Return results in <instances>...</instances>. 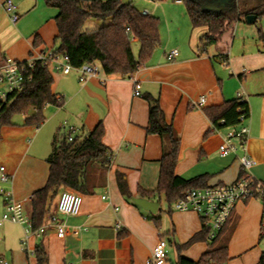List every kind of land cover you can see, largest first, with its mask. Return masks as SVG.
I'll list each match as a JSON object with an SVG mask.
<instances>
[{
	"label": "crops",
	"instance_id": "obj_1",
	"mask_svg": "<svg viewBox=\"0 0 264 264\" xmlns=\"http://www.w3.org/2000/svg\"><path fill=\"white\" fill-rule=\"evenodd\" d=\"M5 1L0 0V64L7 58L26 61L34 54L58 48L55 21L58 10L49 7L47 0H13L19 16L16 24L4 10ZM149 1L141 12L160 20L161 45L149 65L133 79L108 77L101 72L81 83L76 71L69 75L52 73V92L63 104L46 107V121L36 132L28 126L23 131L33 137L29 151L34 154H25L6 168L11 177L7 190L30 214L32 195L48 179L46 159L52 150L51 139L65 122L81 138L102 123L103 144L113 160L108 170L97 171L93 192L81 195L78 216L58 215L66 225L64 238H58L49 218L57 213L59 198L66 189L59 192L50 206L42 225L47 226L45 234L39 238L31 235L25 250L21 226L12 224L14 229L0 232L4 250L0 260L6 264H37L32 255L37 246L43 247L47 264H146L162 238L168 244L165 264L177 263V247L202 231L200 218L192 212L169 208L164 196L156 195L147 199L159 204L155 216L160 218V224L156 226L151 214L135 205L133 199L131 202L121 195L116 179L117 172L125 175L133 198H142L138 191L151 193L158 187L167 146L159 136L147 132V96L158 100L166 123L172 125L180 139L176 175L184 180L206 177L208 187L232 184L240 178L242 167L238 157L242 151L237 156H219V146L229 129L215 131L204 110L235 100L240 93L250 109V118L245 123L249 127L247 151L253 161L250 175L264 183V51L260 50V44L254 40L250 52L244 44L242 55L236 60L235 44L231 59L222 44L211 46L206 55H199V39L205 30L192 28L184 5L177 0ZM100 26V22L91 20L86 29ZM132 42L137 46L133 49L134 56L138 57L140 46L136 40ZM172 50H178L179 56L169 62L166 55ZM221 50L228 54L227 62L218 57ZM135 80L142 86L141 97L133 96ZM201 97L206 99L205 105L194 108L193 103ZM263 213V204L258 200L236 206L218 240L228 248L229 260L224 264H259L264 253ZM117 225H121L119 232L115 229ZM207 250L208 244L200 242L181 255L198 261Z\"/></svg>",
	"mask_w": 264,
	"mask_h": 264
},
{
	"label": "trees",
	"instance_id": "obj_2",
	"mask_svg": "<svg viewBox=\"0 0 264 264\" xmlns=\"http://www.w3.org/2000/svg\"><path fill=\"white\" fill-rule=\"evenodd\" d=\"M164 3L169 0H151ZM176 1V0H172ZM184 5L193 29L205 32L200 36L198 53L206 55L211 46H219L226 34L232 33L238 23L244 22L249 16L258 20L264 18V0H233L232 3L220 7L213 4L214 0H180ZM122 0H47V5L58 10L55 18L58 36L56 51L70 58L71 65L79 68L85 64L98 63L102 72L108 76L122 79H133L135 74L146 68L160 48V20L151 15H143L131 1L120 7ZM94 20L101 23L96 29L87 30L86 25ZM140 46L138 57L134 56L132 40ZM264 40V35L260 36ZM218 57L228 61V54L220 51ZM54 79L52 73L38 64L32 72V80L25 89L9 97L3 107L0 118V141L2 129L13 125L16 115L26 117L25 126L40 128L46 121L44 111L48 106L61 107L63 101L52 92ZM149 121L147 132L159 136L166 143V152L161 160L158 187L154 192L138 191L143 199L164 196L171 208L182 193L196 188H205L206 177L184 180L175 173L179 157L180 139L171 124L166 123L158 100L147 96ZM213 129L237 128L241 125L240 116L250 118L248 102L239 100L226 101L217 107L204 110ZM104 127L99 123L85 138L74 137L68 141L65 133L59 132L52 140V150L46 163L49 175L45 186L32 195L30 218L33 229L37 230L44 224L50 213V206L62 189L70 190L79 195L93 192V184L98 170H108L113 156L103 144ZM245 173L242 170L241 177ZM121 195L132 202L125 175L116 173ZM150 219L156 226L160 218L152 215ZM218 235L209 240V231L205 228L194 235L186 244L178 246L179 253L176 264H224L229 260L228 248L219 244ZM264 231L262 232V237ZM204 242L208 250L198 261L189 260L181 255L194 244ZM37 264H47V256L42 246L34 252ZM259 264H264V253Z\"/></svg>",
	"mask_w": 264,
	"mask_h": 264
},
{
	"label": "built area",
	"instance_id": "obj_3",
	"mask_svg": "<svg viewBox=\"0 0 264 264\" xmlns=\"http://www.w3.org/2000/svg\"><path fill=\"white\" fill-rule=\"evenodd\" d=\"M177 3L182 4V1L177 0ZM4 10L13 24L19 21L17 5L13 0L5 1ZM178 56V50H172L166 55V58L170 62ZM38 64L46 67L51 73L56 74L69 75L72 71H76L79 73V81L81 83L99 76L102 72V68L98 63L85 64L79 68H75L71 65L70 58L67 55L58 53L56 50H47L34 54L26 61L7 58L0 64V118L3 107L9 97L25 89L26 85L31 82L32 72ZM141 91V84L135 80L133 96L141 97ZM236 99L240 102L246 101L240 93L237 94ZM205 103L206 99L201 97L199 101L193 103V107L198 108L205 105ZM248 120L246 115L240 116L241 125L237 129H229L218 149L221 158H227L231 155L237 156L241 150L242 155L238 159L245 175L232 184L187 190L182 193L181 197L173 205L174 210L178 212L195 213L200 218L202 227L209 231V240H214L224 230L239 203L258 200L263 204L264 208V183L254 179L250 175L253 161L248 154L246 146L249 127L245 123ZM61 129L67 134L68 141H73L76 134L75 128L65 122L61 126ZM0 182L3 184L11 182V177L7 174L4 167H0ZM1 193L4 196L5 212L0 220V228L4 223L21 226L25 233L23 242V250H25L29 237L31 235L38 238L41 237L45 234L47 226L34 230L30 215L14 199L12 192L1 190ZM103 199H107V197ZM81 206V195L70 190H65L61 194L57 205V213L49 218V225L55 228L58 238L62 239L66 235L65 222L60 220L58 215L66 218L76 217L80 213ZM261 226L263 232L264 213ZM115 229L119 232L121 225H117ZM167 260L168 244L162 238L156 244L146 264H165ZM0 264L6 263L0 260Z\"/></svg>",
	"mask_w": 264,
	"mask_h": 264
},
{
	"label": "rangeland",
	"instance_id": "obj_4",
	"mask_svg": "<svg viewBox=\"0 0 264 264\" xmlns=\"http://www.w3.org/2000/svg\"><path fill=\"white\" fill-rule=\"evenodd\" d=\"M102 1H107V0H102ZM132 2L133 5L138 10L142 11L144 4L149 3L150 1L133 0ZM262 34L264 35V18L258 20L255 25L247 24L245 19L243 23H238L235 26V29L232 33L230 32L224 36V38L227 39V42L226 44H224L225 39L223 38V42H222L223 50L226 49L231 59V51L233 45L235 44L233 59L236 60V57L240 58V56L242 55L244 44H246V47L250 52L251 44L255 40V42H258L260 44L261 47L260 50L264 51V40L260 39V36ZM137 45H139L138 42ZM136 47H137L136 44L132 42V49ZM226 70L228 71V67ZM31 112L32 111H30L28 116L26 117L31 116ZM26 117L22 115H16L12 119L13 125L11 127H5L2 129V140L0 142V167H4L5 169L12 167L14 164H16L19 161V159L22 156L24 157L25 154H30V156H33L34 152L29 151V147H31L29 141L30 140L33 141V137L30 135L23 134V131L25 129H29L26 128L27 126H25L24 124ZM33 129L32 130L36 132L35 130H37V128L34 127ZM60 132L64 133V130L61 129ZM53 138L51 139V145ZM1 190L7 191V184H3L0 182V220L2 219L3 214L5 212V201H4V196L1 193ZM13 227L15 226H12V224L10 223H4L0 228V232H2L3 230L9 232V230L14 229ZM3 253H4L3 244L0 243V255Z\"/></svg>",
	"mask_w": 264,
	"mask_h": 264
},
{
	"label": "water",
	"instance_id": "obj_5",
	"mask_svg": "<svg viewBox=\"0 0 264 264\" xmlns=\"http://www.w3.org/2000/svg\"><path fill=\"white\" fill-rule=\"evenodd\" d=\"M131 1L132 0H122V4L120 7L122 8L123 6L130 4ZM232 2L233 0H214L213 4L224 7ZM257 21L258 19L256 16H249L246 18V23L249 25H255ZM133 202L135 205L139 206L151 215L155 216L158 213L159 204L156 202H152L143 198H133Z\"/></svg>",
	"mask_w": 264,
	"mask_h": 264
}]
</instances>
